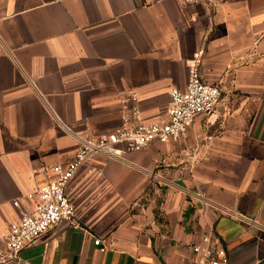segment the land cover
Returning <instances> with one entry per match:
<instances>
[{
    "label": "crops",
    "instance_id": "crops-1",
    "mask_svg": "<svg viewBox=\"0 0 264 264\" xmlns=\"http://www.w3.org/2000/svg\"><path fill=\"white\" fill-rule=\"evenodd\" d=\"M200 52L216 110L180 141L82 167L76 216L9 264H197L207 233L231 264H264V0H0V246L44 168L119 128L127 93L144 123L164 118Z\"/></svg>",
    "mask_w": 264,
    "mask_h": 264
},
{
    "label": "built area",
    "instance_id": "built-area-1",
    "mask_svg": "<svg viewBox=\"0 0 264 264\" xmlns=\"http://www.w3.org/2000/svg\"><path fill=\"white\" fill-rule=\"evenodd\" d=\"M195 5L202 0H183ZM203 52L189 63L190 78L184 89L174 87L167 115L159 121H142L135 92L122 96L124 107L121 125L114 131L100 133L91 139H78L73 158L67 163L44 168L53 174V179L37 191L38 204L34 213H23L14 223L0 246V264H9L18 259L19 253L61 222L71 221L76 216V207L67 193V185L76 173L96 157L119 159L125 151L140 150L154 143L180 141L201 115L212 114L222 102V91L216 84L205 80L202 72ZM202 197V196H201ZM99 237L96 246H102ZM112 243L110 248H114ZM197 264H231L224 246L214 233L204 234L201 242L192 246Z\"/></svg>",
    "mask_w": 264,
    "mask_h": 264
}]
</instances>
